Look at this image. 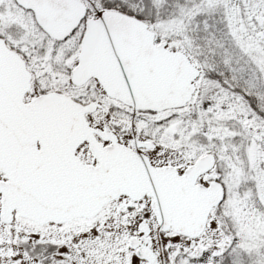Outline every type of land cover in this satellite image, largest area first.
<instances>
[{"label": "snow or ice", "instance_id": "1", "mask_svg": "<svg viewBox=\"0 0 264 264\" xmlns=\"http://www.w3.org/2000/svg\"><path fill=\"white\" fill-rule=\"evenodd\" d=\"M0 264H264V0H0Z\"/></svg>", "mask_w": 264, "mask_h": 264}]
</instances>
